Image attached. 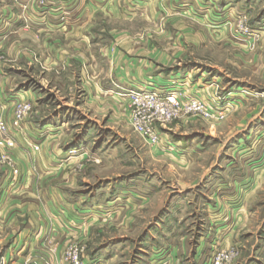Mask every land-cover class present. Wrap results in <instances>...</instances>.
I'll return each instance as SVG.
<instances>
[{
    "label": "rangeland",
    "instance_id": "1",
    "mask_svg": "<svg viewBox=\"0 0 264 264\" xmlns=\"http://www.w3.org/2000/svg\"><path fill=\"white\" fill-rule=\"evenodd\" d=\"M3 1L5 26L0 27V34L5 35L13 23L9 14L14 11L8 0ZM24 1L25 10L27 4L51 7L58 0ZM161 1L166 5L170 0ZM190 1V16L181 6L174 11L163 8L157 17L150 9L136 5L129 11L121 9L126 20L116 12L108 17L99 15L89 22L93 25L90 31L97 33L96 40L86 46L76 42L75 46L82 52L88 46L92 55L83 60L70 57L67 64L46 61L43 54L40 56L39 44L59 41L68 49L71 37L43 33L37 41L29 42L23 34L37 32L28 29L29 15L24 10L16 13L15 26L12 24L1 39L0 67L13 72L9 76L16 84L34 86L43 93L40 108L31 100H14L12 127L16 128L23 111L19 127L27 120L39 123L45 118L58 120L62 127V136L50 142V152L64 147L69 155L61 161L65 166L59 174L49 179L68 181L64 186L68 193L85 190L103 199L124 191L146 197L136 207L112 205L111 215L97 222L85 218L74 235L62 240L65 264H69L65 251L71 247L85 250V263L92 249L109 241L124 246L111 264H150L147 255L153 247L171 252L180 263L182 255L189 261L195 256L187 259L189 251L195 250L211 224L208 209L215 206L217 198L218 206L226 209L225 217H231L228 222L234 215L246 217L235 227L234 239L228 245L224 242L229 229L216 234V243L205 251L210 257L207 264H213L219 252L225 253L223 264H264V0ZM199 3H203L201 7ZM9 45L17 47L16 57L9 54ZM69 48L76 53L71 45ZM107 51L109 58L102 55ZM116 65L142 72L177 68L196 78L203 71L219 76L220 86H215L211 100L190 90L157 87L151 80L140 86L192 96L205 103L212 116L185 108L166 111L162 117L158 107H141L131 100L119 103L107 92L97 97L94 89L91 92L96 99L89 96L86 84L107 82ZM229 87L240 89L250 100L246 108L231 111L226 96ZM21 104L30 106L23 105V109ZM247 115L249 119L243 120ZM0 121L10 128L4 119ZM141 127L162 137L165 134L170 144H164L163 138L153 144L139 132ZM15 146H0V179L3 170L11 171V161L4 159L5 155L19 169ZM33 148L38 151L40 146ZM237 193L238 198L229 199ZM181 243L186 247L184 254ZM51 256L48 250L15 264H52ZM204 257L199 255V261ZM0 264L13 263L0 255Z\"/></svg>",
    "mask_w": 264,
    "mask_h": 264
},
{
    "label": "crops",
    "instance_id": "2",
    "mask_svg": "<svg viewBox=\"0 0 264 264\" xmlns=\"http://www.w3.org/2000/svg\"><path fill=\"white\" fill-rule=\"evenodd\" d=\"M0 2L4 3L5 1L0 0ZM7 2L11 3V8L14 11L12 14L8 13L10 22H13L7 27L10 30L11 25L16 24V13L23 12L25 1L8 0ZM202 4H200V7ZM131 5H136L142 10L150 9L153 16L155 13L157 17L163 8L174 11L180 6L182 7L181 10L187 12L190 16L193 7L190 0H170L166 3L167 6L161 0H135V3L127 0H58L51 7L27 4L24 12L29 15L30 23L28 25L30 27L28 29L37 32V34L26 31L23 36L29 42L37 41L38 34L43 33L47 37L49 33H59L66 38L71 37V44L68 45V49L64 48L59 41L48 43L43 40L39 44V53L40 56L43 54L46 61L50 59L52 62L67 64L70 57L87 59V55H92L89 47L87 46L82 52L81 49L75 46H77L76 42L80 43L79 46L82 43L86 46L96 40L97 33L90 31L93 25L89 22L95 20L99 15L106 17L111 16V14L114 15V12H116V16L123 18L120 14L121 9L129 11ZM3 15H5V12L0 4L1 28L5 26L2 19ZM125 18L124 16L123 19ZM9 30L6 34L9 33ZM5 35L0 34V45L4 43V40L1 39ZM8 38L10 39L12 36ZM70 45L76 49L75 54L70 52ZM16 48L15 45L13 47L9 45L7 48L12 57H16L14 52ZM102 55L108 58L111 56L108 51L102 53ZM112 63L115 67L116 62L112 61ZM11 74L13 72L8 68L0 67V118L9 123V135L14 137L16 141L13 152L19 164V175L15 177L11 171L5 170L1 174L0 255L5 258L6 262L15 264L23 261L25 257L31 254L51 250L50 263L65 264L62 260V240L71 234L74 235L76 228H81L80 224L83 223L85 218L97 222L109 213V216L111 215V212H113L111 211L112 205H119L121 209L123 206L128 205L136 207L138 203H144L146 197L129 195L124 191L110 194L103 199L97 194L85 190L68 193L67 190H64V186L68 185L66 183L68 181L60 180V182H56V179H49L50 176L58 175L64 168L65 163L61 161L69 155V149L67 150L64 147L56 148L52 151L53 154L50 152V142L62 136V127L59 125L58 120L56 122L47 121L48 118L39 123L31 119L25 121L19 128L12 127L14 100H31L36 108H40V105L43 104L40 102L43 93L37 87L23 85L22 83L16 84L9 76ZM149 80L154 81V83L157 82V87L190 90L191 94L196 92L208 100L214 99L212 96L215 93V86H220L219 76L207 71H203L202 75L196 78L190 72H181L177 68L169 70L156 68L142 72L123 69L116 65L115 70L111 71L107 82L98 81L91 85L87 83L86 88L91 97H95L91 92L95 89L97 97H104L107 92V95L121 103L129 100L124 92L140 89V86ZM137 81H141V84H138ZM229 88L231 90L226 96L232 104L231 111L234 113L246 108L250 100L239 91L240 89ZM101 94L105 95L100 96ZM246 119H249V115L245 116L243 120ZM167 137L165 134L162 137L164 144H170ZM35 145L40 146L38 151L34 150ZM240 192L242 191L240 190ZM238 194L229 196V199L238 198L240 195ZM243 194L245 195L247 192L244 191ZM217 199H214L216 207L210 205L208 209L211 220L209 228L204 230L203 235L197 242V247L194 248L195 250L189 251L187 259L190 258L189 255H195L191 260L185 261L184 255H182V263H180L175 260L176 258L171 255V252L157 251L158 248L153 247V252L147 255V262L150 261V264H207L210 257H206L205 251L209 245L212 246L214 242L216 243L214 239L220 230L229 229L224 244L228 245L232 242L236 233L235 227L239 222L244 221L246 215H238V217L234 215L233 220L228 222L227 219L230 215L227 214L228 216L225 217L226 209L218 206ZM146 238H149V236L147 235ZM211 238L213 239L211 240ZM181 244L180 247L184 254L186 247L183 246L184 243ZM123 249L124 246L121 243L109 241L100 248L92 249L85 257V264H111ZM192 252L193 254H191ZM199 255L205 256L203 260L199 261Z\"/></svg>",
    "mask_w": 264,
    "mask_h": 264
},
{
    "label": "built area",
    "instance_id": "3",
    "mask_svg": "<svg viewBox=\"0 0 264 264\" xmlns=\"http://www.w3.org/2000/svg\"><path fill=\"white\" fill-rule=\"evenodd\" d=\"M129 100H131L135 105L144 106L147 108H156L158 107L160 114L162 117H165L166 111L171 113L173 110L179 109H192L194 111L202 112L206 117H211L212 114L208 111V107L205 103L200 100L193 98L192 96H185L184 94L178 93V91L164 92L159 90H149V89H133L128 91L125 94ZM189 97V98H188ZM185 98H188L185 101ZM23 105L30 106L28 104H21L19 106L23 107ZM140 108V107H138ZM24 109V107H23ZM157 109V108H156ZM18 115V119L15 122V127H19V122L24 119V114ZM150 121V120H149ZM163 121H166L163 120ZM139 132L144 135L147 140L152 142L153 144H159L162 136L157 133V131L150 129H145L141 127ZM0 146L13 148L15 146L14 137L9 135V128L0 121ZM1 158V157H0ZM4 159H8L11 161L10 170L13 176H18L19 169L16 164L12 162V158L5 155ZM1 163V162H0ZM3 163V162H2ZM6 162H4L5 164ZM84 249H78L77 247H71L69 250L65 251L66 260L69 264H85L83 261L84 258ZM224 252H219L214 256L213 264H223L224 261Z\"/></svg>",
    "mask_w": 264,
    "mask_h": 264
}]
</instances>
